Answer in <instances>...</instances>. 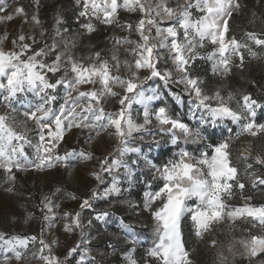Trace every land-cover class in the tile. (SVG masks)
<instances>
[{
    "label": "snow or ice",
    "instance_id": "obj_1",
    "mask_svg": "<svg viewBox=\"0 0 264 264\" xmlns=\"http://www.w3.org/2000/svg\"><path fill=\"white\" fill-rule=\"evenodd\" d=\"M74 6L80 30L70 34L59 10L52 31L44 27L39 0L30 17L23 5L0 4V23L21 21L15 35L0 34V172L10 185L4 190L14 191L18 172L69 171L96 161L89 193L67 194L78 210L59 211L56 201L66 192L55 187L37 206L38 234L0 230V264H27L29 256L37 264H98L99 237L86 229L115 215L97 209L101 201L109 208L126 204L137 217L147 213L154 240L145 264H197L190 238L215 249L212 264H264V203L246 194L249 184L264 191V84L246 81L254 95L229 83L237 71L245 80L248 60L264 61V15L253 11L249 23L259 18L261 31L245 30L240 39L232 21L247 7L242 0H74ZM100 26L104 47L85 45L87 54H78L77 37H91ZM200 62L210 65L212 87ZM173 102L187 111L176 112ZM73 129L88 133L86 144L105 135L114 143L102 156L75 147L61 154ZM137 185L144 188L142 204L124 197ZM33 216L25 209L24 222ZM116 222L137 244L134 225L124 217ZM59 228L80 237L63 255L55 252L59 238L46 235ZM106 249L116 251L111 243ZM133 251L122 254L127 264H138Z\"/></svg>",
    "mask_w": 264,
    "mask_h": 264
},
{
    "label": "rangeland",
    "instance_id": "obj_2",
    "mask_svg": "<svg viewBox=\"0 0 264 264\" xmlns=\"http://www.w3.org/2000/svg\"><path fill=\"white\" fill-rule=\"evenodd\" d=\"M4 3H8L12 8H14L17 4L23 5L29 13V17L36 11V0H0V4ZM58 10L61 12L65 21L63 26L70 28V34L76 33L78 30H80L79 25L75 23L76 9L74 6V0H47L46 5L43 8L42 5L39 4V18L42 21L44 27L47 28L49 32H51L54 27V16ZM253 11L257 13L258 17H261L262 15H264V4L259 6L258 9H253L245 15V17L242 19V24L239 29L240 34L239 36H237L238 38L245 39V30L256 31L258 33L261 31L262 25L259 18L256 19L255 24L249 23V21L253 19L251 15ZM127 15L128 14H125L123 12L121 13L122 17H126ZM20 23L21 21L19 19L12 22L0 23V34H3L5 31H7L11 35H15L20 27ZM28 27V25H24L26 31L28 30ZM105 34L106 33L104 32L103 26H100V31L93 34L91 37H77L79 43V46L76 49L77 53L87 54L89 49L86 48L85 45L96 44L97 47H104L103 37ZM254 50L261 51L259 49H256L255 47ZM247 67H252L254 69L257 68L260 72V82L258 83L264 84V61L250 59L247 61L246 68ZM199 68L201 70V73H207V75L212 76L210 65L206 62H200ZM206 69L207 71L205 72ZM215 79L218 80L219 78ZM248 80L249 79H246L245 77V80L241 81L240 73L237 71L235 72L229 83L233 89L241 85L247 89V85L249 84L246 81ZM207 86L210 87L209 84H207ZM253 93L254 95H257L258 90H253ZM186 103L187 99L185 98V105ZM172 106L176 112L187 111L186 106L182 107L180 105H176L174 102L172 103ZM107 107L108 110H112L113 105L109 103ZM3 111L4 110L0 108V113H2ZM184 118L187 119L186 116ZM19 119H23V117L21 116L19 117ZM232 127L235 130V126ZM87 135L88 133L85 132L84 136ZM84 136L80 135L78 129H73L72 133L67 136V144L63 145V147L61 148V154H63L65 148L75 147L77 151L83 149L94 153V156H102L103 154H105L106 150H110L111 143H114V141H110L109 138L105 135L103 136V139L96 138L93 144L89 145L84 142ZM218 136L219 134L217 133L215 138H218ZM77 140H79V142H77ZM240 147L241 143L239 141L236 142V145L234 147V158L238 154L237 150ZM167 153L168 154L165 159H167L170 155V152ZM94 166H96L95 159H93L91 162L79 163L69 171H66L63 167H60L53 170H46L42 173L33 172L31 170L28 172H18L16 173V180L13 185L14 191L12 192H6L4 190L5 187H8L10 185L4 183L3 173L0 172V230L6 231L10 234H38L42 223V213L40 211V208L37 206L39 205L42 196L44 194H48L55 187H62L66 192L64 196L59 197V199H57L56 201L57 203H60L62 205L59 211L78 210V201L68 199L67 194L76 193L77 195L83 197L89 193V189L94 186L95 182L88 175V173L94 168ZM243 167V164H241L240 168L242 172ZM107 179L110 180V178ZM249 187L251 188L250 184ZM140 189H142V193L139 200L142 201L144 191L143 185L134 186L129 192L124 194V197H126L130 201L138 203V198L136 196H138L137 193ZM234 202L239 203L236 201ZM116 207H123L124 212L132 211L127 207L126 204H122L120 202H117L114 207L110 208L102 201L96 204L97 209L108 208L110 212H112L111 209H115ZM25 209H27V212L29 213H34L33 218L30 219L27 223L24 222ZM13 215H15L16 217V220L14 222L12 220ZM83 215L85 222H87V219L90 215L89 212L85 211ZM118 218H120V216L115 214L112 221H110L108 225L99 223L98 227L94 225L91 230L86 229V232L91 231L93 237H99L97 239H93V255H96L98 264L101 260L103 261L104 259H106V257H114L116 259V261L114 262L115 264H127V261L124 260L122 254L134 248L133 257L138 262V264H140L139 258L137 257V252L140 251L139 249L143 246H147V248L145 249L147 250L152 245L154 240L153 227H151L149 232H146L144 227H135L138 243L132 245L129 241L125 240L124 234L119 231V224L116 222ZM46 235L50 240L59 238L60 245L55 249V252L58 255L65 254L67 247L73 246L74 243L80 238L79 232L74 235H68L63 232L62 228L54 230L52 233H46ZM220 238L224 239L223 236H221ZM109 243L115 246L116 251L114 253L111 249H106V246ZM197 243L198 248H200L203 252L209 254L210 259L208 264H212L215 249L208 247L203 242L197 241ZM2 251L3 245H0V252ZM141 251L145 253L144 250ZM105 252L106 254L101 257L100 253ZM27 264H37V262L32 260L29 256V261L27 262ZM73 264H75L74 261Z\"/></svg>",
    "mask_w": 264,
    "mask_h": 264
},
{
    "label": "trees",
    "instance_id": "obj_3",
    "mask_svg": "<svg viewBox=\"0 0 264 264\" xmlns=\"http://www.w3.org/2000/svg\"><path fill=\"white\" fill-rule=\"evenodd\" d=\"M47 0H39V4L42 5V8L46 5ZM242 2L244 4L247 5V7L244 9L243 13L239 16H237L235 18V20L232 21V31L236 36H239V29L241 27L242 24V19L245 17V15L247 13H249L250 11H252L253 9H258L259 7L257 6L256 0H242ZM43 10V9H42ZM257 68H252V67H247L246 68V72H245V77L246 79L249 80H256L257 82H260V72ZM202 76H204V78L207 80V84L210 85V87L213 86L214 84V78L212 76L207 75V73H201ZM247 89L249 91H251L253 93V90H255V88H252L250 85H247ZM254 94V93H253ZM167 152L165 154L164 157H162L163 159H165V157L167 156ZM241 174L243 175V172L241 170ZM142 193V189L139 190V192L137 193L138 196H136L138 198V203H142L141 200H139L140 196ZM247 195H252L254 197L253 202L254 203H264V191H251V188L249 187V190L246 191ZM236 202H240L239 198L237 197ZM124 208H120V207H116L115 209H111V211L115 214H117L120 217H124L125 218V222L126 223H131L134 225V227L136 228H142L144 227L146 232H149L151 227H152V223L150 218L148 217L147 213H144L143 215L137 217L136 213L134 211H130V212H124L123 211ZM189 231V229H186V233ZM149 244V243H148ZM188 246L191 247H195L197 249L196 253H195V259L197 261V264H208L209 262V254L203 252L200 248H198V243L194 238H190L189 239V244ZM147 246H143L141 247L137 252V257L139 258V263L140 264H145V254H146V249ZM141 250H144V252H142ZM144 254V255H142ZM143 256V257H142ZM103 264H115L114 262L116 261V259L114 257H106V259L103 260Z\"/></svg>",
    "mask_w": 264,
    "mask_h": 264
}]
</instances>
